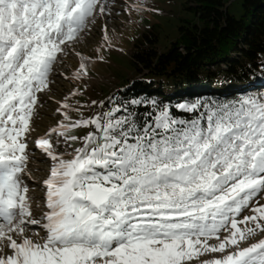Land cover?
<instances>
[{
  "label": "snow or ice",
  "instance_id": "1",
  "mask_svg": "<svg viewBox=\"0 0 264 264\" xmlns=\"http://www.w3.org/2000/svg\"><path fill=\"white\" fill-rule=\"evenodd\" d=\"M110 11L109 0H0V252L11 250L0 264H189L208 253L221 255L202 264H264V239L241 246L264 233V95L178 105L196 113L188 120L164 106L153 121L126 106L72 121L66 98L64 120L36 141L53 165L48 211L33 217L24 176L39 96ZM90 60L81 56L76 79ZM84 127L94 130L71 134ZM61 142L81 147L59 152ZM245 210L255 214L238 220ZM30 225L45 236L26 235Z\"/></svg>",
  "mask_w": 264,
  "mask_h": 264
},
{
  "label": "trees",
  "instance_id": "2",
  "mask_svg": "<svg viewBox=\"0 0 264 264\" xmlns=\"http://www.w3.org/2000/svg\"><path fill=\"white\" fill-rule=\"evenodd\" d=\"M233 2L187 0L186 8L194 17L183 19L179 37L165 48L160 46L158 27L145 30L131 51L136 75L106 99L103 110L126 106L140 121H153L159 115V108L167 106L175 118L188 120L196 113L184 112L178 105L196 101L222 103L244 95H262L264 0H242L240 13L231 9ZM260 86L262 91H258ZM134 99L154 100L159 107L154 109L148 103L135 106L130 103ZM44 157L41 164L49 166L50 159L45 154ZM29 194L32 204L34 197Z\"/></svg>",
  "mask_w": 264,
  "mask_h": 264
},
{
  "label": "rangeland",
  "instance_id": "3",
  "mask_svg": "<svg viewBox=\"0 0 264 264\" xmlns=\"http://www.w3.org/2000/svg\"><path fill=\"white\" fill-rule=\"evenodd\" d=\"M233 1L231 9L238 10L240 13L242 0ZM109 3L111 11L107 15L98 17L95 24L91 26L90 32L79 43L73 45L74 51L64 56L62 63L54 66L50 76L49 90L39 96L37 114L33 118L29 137L31 155L24 176L25 183L32 187L29 192L34 197V203H32L34 218L40 219L48 211L45 206L44 181L49 178L53 165L50 158L49 166L44 167L41 164L45 157L44 153L37 148L36 141L64 120L62 113L65 110L62 105L65 99L67 98V103L72 106L67 110L72 121L90 119L97 114L107 112L103 110L106 99L130 77L136 75L131 61V51L134 42L141 37L142 33L155 25L160 33V46L165 48L179 37V25L183 19L194 17L192 11L186 8L187 0H109ZM105 29L110 43H105ZM81 56L91 58L88 62V74L81 79H76L75 73L79 70ZM262 90L260 86L258 91ZM73 93L77 94L73 95ZM57 109L61 111L58 112ZM57 115L59 118H56ZM93 130L92 127L77 128L71 134L84 137ZM55 139L54 135L53 141ZM76 147H81L80 142L73 143L71 148H67V145L63 143L59 146L61 149L67 148L69 153ZM260 205H264V199H260L256 206ZM254 214L251 210H245L237 219L242 220L244 216ZM244 226L240 225L242 228ZM248 226H252L251 222H248ZM37 230H40L38 235L34 234ZM226 233L221 232V239L228 235ZM26 235L38 240L45 236V232L40 225H30ZM260 239H264V233L241 242V246L247 247ZM210 243L216 244L218 241L213 239ZM10 254L11 250L8 248L0 252V255ZM220 255V253H208L193 259L189 264H202L203 261Z\"/></svg>",
  "mask_w": 264,
  "mask_h": 264
}]
</instances>
